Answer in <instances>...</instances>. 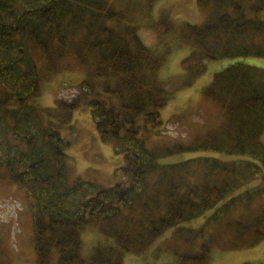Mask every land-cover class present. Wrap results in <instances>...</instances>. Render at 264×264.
Wrapping results in <instances>:
<instances>
[{"label":"trees","instance_id":"16d2710c","mask_svg":"<svg viewBox=\"0 0 264 264\" xmlns=\"http://www.w3.org/2000/svg\"><path fill=\"white\" fill-rule=\"evenodd\" d=\"M196 4L204 12L201 22L175 24L164 17L152 25L188 50L180 62L187 85L209 62L231 60L202 91L219 105L222 121L188 146L157 147L148 138L162 127L161 110L170 99L157 76L168 48L154 51L141 43L136 23L112 0H0V180L15 184L27 200L36 264H121L126 252L140 253L167 229L178 249L174 264H206L213 243L250 248L264 240V67L241 60L264 59V0ZM106 18L113 24H103ZM68 25L82 30L76 48L65 46ZM29 44L50 58L69 49L89 64L79 91L91 96L87 104L99 137L122 155L126 183L97 188L72 177L63 130L71 127L81 96L41 106ZM191 151L197 153L161 161ZM214 151L236 157L208 155ZM256 177L263 184L251 194L231 195ZM208 210L201 227L184 225ZM126 216L130 229L122 226ZM89 225L105 239L86 258L80 230Z\"/></svg>","mask_w":264,"mask_h":264},{"label":"rangeland","instance_id":"374dc122","mask_svg":"<svg viewBox=\"0 0 264 264\" xmlns=\"http://www.w3.org/2000/svg\"><path fill=\"white\" fill-rule=\"evenodd\" d=\"M112 1L115 10L123 12L124 16H130V19L136 23V35L141 43L154 51H165L168 48L157 76L169 92L170 99L161 110L163 125L158 133L149 136L148 144L171 147L175 143H180L188 146L195 138L201 140L222 121L219 105L203 97V87L211 81L216 71L231 63V60L209 62L206 72L187 85L185 83L187 77L180 62L188 50L180 45L176 46L170 37H160L152 24L164 17L171 19L175 24H180L182 21L198 23L204 19L203 10L199 9L196 0H153L150 3L146 0ZM102 23L113 24L111 18L104 19ZM75 27L77 26L66 27L72 28L69 32L65 31L66 47L79 46L77 45L81 39L79 33L82 30H74ZM119 27L123 29L122 26ZM122 34L126 39L130 37L127 33ZM72 37L78 38V42L71 43ZM28 50L35 59L39 72L38 102L41 106L50 107L58 99H71L79 94L81 96L78 107L72 114L71 127L63 130V135L69 141L67 153L72 177L93 182L97 188L126 183L127 179L121 169L122 155L115 154L111 141H103L99 137L87 104L91 96L84 97L79 91V85L86 78L88 68H91L89 64L80 63L78 57L69 49L53 58L36 44H29ZM88 55H92V52H86V56ZM241 60L247 64L264 67L263 58L246 57ZM261 139L264 142V131ZM196 153L191 151L172 154L163 157L161 161L178 162ZM208 155L220 159L236 157L215 151ZM262 184L260 178H249L231 195L251 194L250 190ZM210 213L211 211L208 210L184 225L201 227ZM130 219L127 216L123 219L122 226L124 225L126 229H130L128 224ZM104 239L98 227L94 225L83 227L80 230L81 254L89 258L94 248L102 244ZM113 244L114 241L110 245ZM177 250L172 246V230L167 229L157 238L150 239L140 253L126 252L121 264H174ZM0 264H36L31 213L27 200L22 191L7 179L0 180ZM206 264H264V240L250 248L224 245L221 247L213 243Z\"/></svg>","mask_w":264,"mask_h":264}]
</instances>
